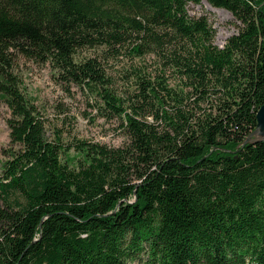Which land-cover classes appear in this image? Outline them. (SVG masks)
I'll return each mask as SVG.
<instances>
[{
    "label": "trees",
    "instance_id": "obj_1",
    "mask_svg": "<svg viewBox=\"0 0 264 264\" xmlns=\"http://www.w3.org/2000/svg\"><path fill=\"white\" fill-rule=\"evenodd\" d=\"M202 1L0 0V264H264V142L241 146L264 105V0H206L240 22L222 47L188 12ZM28 62L124 144L51 121Z\"/></svg>",
    "mask_w": 264,
    "mask_h": 264
},
{
    "label": "rangeland",
    "instance_id": "obj_2",
    "mask_svg": "<svg viewBox=\"0 0 264 264\" xmlns=\"http://www.w3.org/2000/svg\"><path fill=\"white\" fill-rule=\"evenodd\" d=\"M188 12L192 16L206 15L209 18L216 31L214 43L219 46L224 45L227 38L239 30L240 22L229 10L212 6L206 0L200 4L190 3ZM89 53L90 51L85 52V54ZM26 67L29 93L51 121L57 122L58 119H65L67 123L64 126L65 129L75 127L74 133L80 138L101 142L110 147L124 144L125 134L118 124L115 121H107L105 118L98 117V113L89 106L87 97L82 91L75 89L71 91V94L66 92L56 82L49 67H39L30 62L26 63ZM117 80H119L118 77ZM61 110L65 112L61 113ZM9 115L8 107L0 102V161L5 159V151L11 148L7 123ZM88 115L93 116L95 120L92 121ZM57 123L60 127L63 126L61 121ZM47 134L53 135L51 127H48Z\"/></svg>",
    "mask_w": 264,
    "mask_h": 264
},
{
    "label": "water",
    "instance_id": "obj_3",
    "mask_svg": "<svg viewBox=\"0 0 264 264\" xmlns=\"http://www.w3.org/2000/svg\"><path fill=\"white\" fill-rule=\"evenodd\" d=\"M263 45H264V37H263ZM222 46H224V45H222ZM256 117H257L256 128L241 143V146H245V145L253 144V143H258L261 141L264 142V105H262L258 109Z\"/></svg>",
    "mask_w": 264,
    "mask_h": 264
}]
</instances>
